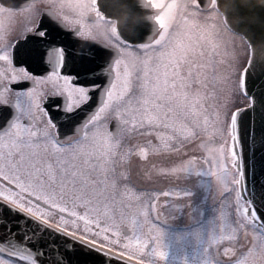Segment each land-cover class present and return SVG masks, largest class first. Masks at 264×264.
Listing matches in <instances>:
<instances>
[{
  "label": "snow or ice",
  "instance_id": "1",
  "mask_svg": "<svg viewBox=\"0 0 264 264\" xmlns=\"http://www.w3.org/2000/svg\"><path fill=\"white\" fill-rule=\"evenodd\" d=\"M162 2L109 0L122 12L142 3L153 10L154 29L132 42L97 0H0V17L12 25L0 28V212L18 210L86 245L74 264H97L88 249L154 264L166 255L158 218L170 201L131 182L133 156L151 152L171 158L162 172L211 173L226 197L221 237L252 229L239 255L223 254L264 264V219L245 196L241 145L242 114L257 103L247 83L252 62L224 73L195 23L170 33L174 17L160 14ZM182 8L223 11L264 36V0H182ZM249 136L264 145V128ZM0 264L38 261L26 246L0 243Z\"/></svg>",
  "mask_w": 264,
  "mask_h": 264
},
{
  "label": "water",
  "instance_id": "2",
  "mask_svg": "<svg viewBox=\"0 0 264 264\" xmlns=\"http://www.w3.org/2000/svg\"><path fill=\"white\" fill-rule=\"evenodd\" d=\"M9 2L21 5L26 0ZM258 2L259 0H253V3ZM98 3L108 16H118L120 33L129 41L143 40L155 27L151 19L154 12L146 4L142 3L137 9L122 12L119 6H110L109 0H98ZM164 7L160 8V13ZM220 12L226 25L245 39L250 50L248 62L251 61L252 65L248 69L247 83L249 92L256 97L257 103L252 108H246L242 114L246 125L241 133L245 196L255 206L261 219H264V145L253 142L249 136L253 127L257 131L264 128V36L237 26L231 18L225 17L223 11ZM137 23L143 24L142 33L134 32ZM0 216L3 217L0 219V243L13 248L26 246L34 254L38 264H74L80 250L86 248L80 241L50 226L42 225L18 210L7 209L6 212H0ZM88 250L92 252L97 264H122V261L96 249Z\"/></svg>",
  "mask_w": 264,
  "mask_h": 264
},
{
  "label": "rangeland",
  "instance_id": "3",
  "mask_svg": "<svg viewBox=\"0 0 264 264\" xmlns=\"http://www.w3.org/2000/svg\"><path fill=\"white\" fill-rule=\"evenodd\" d=\"M165 15L175 16L176 20H179L170 27V33L180 32L187 25L193 23L202 29L203 31L198 38L211 42L213 60L224 73L238 75L239 71L246 65L248 59L247 44L241 36L226 27L217 12L197 15L190 10H184L182 0H173ZM204 60L207 62L208 58L204 57ZM237 107H243V105L238 104ZM219 217L218 207L206 214V219L201 220L193 228L185 229L184 232L161 228L162 247L166 255L153 257V261L159 264H238L236 260L227 259L223 253L221 255L220 253L223 251H220L218 246L221 249L224 242L233 241L246 248L250 245L253 237L239 233L237 239L235 233H232V239L222 238L223 228ZM159 227H161L160 224ZM246 238L249 241H246ZM5 258L8 257L5 256Z\"/></svg>",
  "mask_w": 264,
  "mask_h": 264
},
{
  "label": "flooded vegetation",
  "instance_id": "4",
  "mask_svg": "<svg viewBox=\"0 0 264 264\" xmlns=\"http://www.w3.org/2000/svg\"><path fill=\"white\" fill-rule=\"evenodd\" d=\"M163 4L162 2L160 5ZM11 26L8 21L0 17V28ZM18 30L19 27H17ZM105 51L107 52V50ZM190 154L201 155L200 152ZM170 159V157L151 152L147 158L139 156L132 158V186L139 191L159 192L161 193L158 197L159 201L162 202L165 199L170 201L169 205L162 204L161 217L176 218L179 223L185 224L187 218L206 215L211 210L216 209L222 199H226L214 176L206 169H193L185 175L160 171L162 168L171 166L169 162H166ZM169 189L174 191L179 189L186 194L183 196H165L164 193Z\"/></svg>",
  "mask_w": 264,
  "mask_h": 264
}]
</instances>
